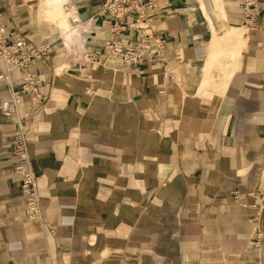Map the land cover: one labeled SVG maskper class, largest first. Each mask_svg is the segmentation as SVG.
Instances as JSON below:
<instances>
[{
  "label": "crops",
  "instance_id": "crops-1",
  "mask_svg": "<svg viewBox=\"0 0 264 264\" xmlns=\"http://www.w3.org/2000/svg\"><path fill=\"white\" fill-rule=\"evenodd\" d=\"M104 2L3 0L4 32L51 46L47 99L0 109V264H264V28L242 0H157L164 60L96 61ZM19 85L0 59V105ZM26 113L36 219L14 171Z\"/></svg>",
  "mask_w": 264,
  "mask_h": 264
},
{
  "label": "built area",
  "instance_id": "built-area-1",
  "mask_svg": "<svg viewBox=\"0 0 264 264\" xmlns=\"http://www.w3.org/2000/svg\"><path fill=\"white\" fill-rule=\"evenodd\" d=\"M156 2L157 0H105L101 12L114 20V35L105 40L101 49L92 51L88 56L96 61H100L102 56L119 58L126 65H141L147 60H164V36L146 31L149 28L147 23L152 21ZM3 7V0H0V59L8 71L20 73V85L12 89L10 98L0 105V109L6 117H13L18 114V109L27 96H33L36 104L47 99V95L41 91L42 81L33 64L49 58L51 42L36 43L21 32H4ZM241 9L245 24L250 29L264 28V0H242ZM129 17L131 20L125 23ZM73 20L78 21V17ZM131 29L136 30L138 35L133 44H125L121 37ZM17 124L13 145L16 157L14 171L21 181L27 218L36 219L41 215L42 198L38 192V175L32 165L28 142L29 114L18 116ZM249 195L261 196L262 192H251Z\"/></svg>",
  "mask_w": 264,
  "mask_h": 264
},
{
  "label": "rangeland",
  "instance_id": "rangeland-1",
  "mask_svg": "<svg viewBox=\"0 0 264 264\" xmlns=\"http://www.w3.org/2000/svg\"><path fill=\"white\" fill-rule=\"evenodd\" d=\"M49 16L52 18V16L49 14Z\"/></svg>",
  "mask_w": 264,
  "mask_h": 264
}]
</instances>
